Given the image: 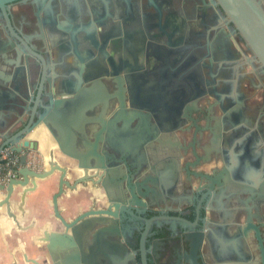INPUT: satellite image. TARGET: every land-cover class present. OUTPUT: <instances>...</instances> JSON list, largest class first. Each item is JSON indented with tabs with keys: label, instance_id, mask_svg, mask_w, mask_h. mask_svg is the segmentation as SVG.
<instances>
[{
	"label": "flooded vegetation",
	"instance_id": "1",
	"mask_svg": "<svg viewBox=\"0 0 264 264\" xmlns=\"http://www.w3.org/2000/svg\"><path fill=\"white\" fill-rule=\"evenodd\" d=\"M182 1L187 0H15L0 6V81L2 91L15 96L14 103L3 106L0 120L3 128L0 138V264H264L260 242L254 232L247 239L238 234L245 225V199L250 195V189L243 188L248 184L234 175L232 154L229 156L228 153L226 157V177L217 178L224 166V150L231 151V134L224 130L203 133V137L214 140L213 145L220 146L217 155L213 147L209 149V152L213 150L210 154L203 153L197 141L189 145L190 140L180 134L178 147L187 148L190 155L173 162L175 174L171 190L162 188L160 180L157 186L148 180L153 174L151 166L164 163V155L153 154L147 142L139 151L140 169L132 167L109 145L104 130V141L98 149L100 157L98 161L93 160L102 169L97 176L90 170L84 184L76 190L67 189V194L58 199L59 213L66 219L68 227L56 216L52 206L57 176L35 178L33 183L22 184V155L28 153L26 166L40 171L44 168L43 153L47 154L54 144L47 127L55 130L53 121L48 119L47 125L42 124L44 132L38 130L42 119L40 103L34 107L37 99L34 84L40 66L45 70L46 84L68 82L73 85L81 79L83 93L100 101L98 106L85 113L87 123L78 143L82 150L88 140H94L96 131L101 132L106 123L109 127L116 114L129 116L138 109L134 96L147 95L164 87L172 91L180 103L189 98L190 106L198 105L192 92L204 73L203 61L207 64V57L201 58L196 51L185 55L180 48L176 54L180 59L174 69L165 61L137 64L131 54L121 61L117 44H104L106 32L111 35L122 32L130 39L135 38L137 30L144 26V17L147 24L153 22L149 18L155 6L163 8L164 13L169 12L176 24L187 28L184 45L199 47L202 43L205 48L214 50L218 36L226 41L229 45L226 54L243 65L242 83L248 94L252 96L254 90L261 91L264 105L261 64L254 59L233 25L227 23L217 2L188 0L196 5L194 16L188 17ZM215 25L220 26L216 31ZM16 49L21 52L20 77L28 75L32 85L25 102L20 97V83L16 89L11 84L6 85L13 79L10 62L16 59ZM34 49L41 58L31 52ZM244 68H250V71ZM173 75L176 78L170 83L168 78ZM46 99L43 97L42 102ZM122 99L125 108H121ZM141 106L146 110L148 122L152 111L156 120L164 123L166 107L152 110L147 104ZM259 115L262 117L251 124L247 135L238 134V147L245 153L254 154L252 158L245 154V158L257 159L261 167L264 161V107ZM153 116L151 121H154ZM198 125L201 126L189 121L179 129L189 127L191 134L197 131L199 138ZM112 126L117 135L115 128L122 125L116 122ZM39 132L45 139L37 137ZM25 140L38 142L39 147L25 146ZM17 146H24V150H16ZM6 148L19 154L18 164L6 165L3 156ZM57 153L66 159L62 165L72 167L76 164L60 150L56 151V157ZM104 169L109 170L107 181H104ZM257 174L253 179L256 182L252 188L254 192L260 191L259 186L264 181V172ZM142 182L146 187L139 186ZM126 186L133 191L132 196L128 195L138 205V211L129 207L130 213L123 215L121 191ZM154 191L160 196L157 193L154 196ZM33 195H36L34 205ZM252 215L264 237V205L255 204ZM54 231H66L72 242L65 248L59 247L50 236ZM194 248L199 249L198 252H194ZM70 255L75 256V262L70 260Z\"/></svg>",
	"mask_w": 264,
	"mask_h": 264
},
{
	"label": "water",
	"instance_id": "2",
	"mask_svg": "<svg viewBox=\"0 0 264 264\" xmlns=\"http://www.w3.org/2000/svg\"><path fill=\"white\" fill-rule=\"evenodd\" d=\"M12 1L15 0H0V6L3 7ZM215 1L224 13L227 23L232 24L234 31L241 35L242 39L245 41L246 47L252 51L254 59L261 64L264 71V0ZM182 4V8H184L186 14H188L187 16H194L196 9L195 3L193 4L187 0L182 1ZM144 19V26L137 30L138 35L135 38L130 39L122 32L113 35L106 32L104 44L107 46L110 42H115L117 44L116 51L121 61H124L131 54L132 59H134L137 64L144 63L145 61L149 63L165 61L167 65H171L174 69L178 66V59H180V57H177L176 54L179 53L180 48L184 51L185 55L192 51H196L202 55L201 58L207 57L208 63L205 64L203 61V68L205 67L204 73L201 75L197 88L192 92L193 97L198 101V105L196 107L190 106L189 98H185L180 103L173 95V92L168 88L157 87V91L152 90L148 92L147 95L141 94L136 97L134 96L133 98L136 99L138 109L130 112L129 116H122L121 113L116 114L114 121H110L109 127L106 126V123L101 132L99 130L96 131L94 140H88L85 144V149L82 150L79 149L78 143L81 137L80 135L84 132V125L87 123L85 113L87 110L98 106L100 101L93 96L83 93L81 79L74 82L73 85H70L68 82L54 85L52 83L46 84L45 70L40 66L36 72L38 80L34 84V88L37 90V99L34 107H37L38 103H40V119H42L40 126H38V130L45 129L42 127V124L48 122V119L53 121L55 123V130L47 125V123L46 125L54 139V144L49 147L47 154L43 153L44 168L40 171L31 170L26 166L28 153L22 155V164H24L20 170L23 176L22 184L26 185L31 181L33 183L35 178L47 179L51 176H57V191L53 195L52 206L56 212V216L68 227L69 225L66 219L59 213L58 199L62 195L67 194V189L76 190L80 185L84 184L86 174L90 170L97 176L99 170L102 169V167H100L97 162L94 163L93 160L98 161L97 159L100 157L98 149L100 142L104 141V130L107 131L106 139L109 145L113 146L121 155L122 160L125 158L132 167L136 166L140 169L138 158L139 151L147 142L151 146L153 154L157 156L164 155L166 158L164 163L158 164L157 167L156 165L151 166L153 174L148 180H150L154 186H157L160 180L162 188L167 190L173 188L175 174L173 162H177L179 157H188L190 155L187 148L178 147L180 134L181 137L186 136L188 140H190L189 145H193V143L197 141L203 149V153L210 154L213 150L209 152V149L213 147L215 151L217 150V155L220 153V146L213 145L214 140L212 138L208 139V137H203V133L209 130L211 132L216 129L224 130V132L226 131L231 134V151L227 152L224 150V161H222L224 166L222 165L223 167L218 172L217 178L223 179L226 177V157L228 153L229 156L232 154L233 165L236 169L234 175H238L237 177L241 179V181L248 184V187L244 185L243 188L250 189V195L245 199V203L247 204L245 225L243 228L241 227L242 229H240L238 234L239 237L247 239L250 237L251 233L254 232L255 237L260 242L261 255L264 261V237L260 227L254 222L252 215V209L255 204L264 205V181L259 186V192H254L252 190L254 185H256L253 179L258 176L257 173L264 172V161L262 162L263 165L260 167L257 159H250L254 154L250 151L245 153L244 150H240L238 147L240 142V135L238 134L246 133L247 135L251 130V122L248 115L250 108L248 105L243 106L241 102H236L235 97V90L242 86L243 65L240 60L234 59L226 54V49H228L229 45L226 41L221 40L219 36L217 44L215 43L214 50L205 48L202 43H200L199 47L195 44L193 47L191 44L184 45L186 36L184 31H186L187 28L185 26L182 27L180 24H176L173 18L170 17V13H164L161 7L155 6L154 12L150 14L149 19L153 22L148 20L149 24H147V19L145 17ZM219 28L220 26L218 25L213 26L215 31ZM31 52L41 58V55L36 49ZM20 57L21 52L16 49V59L10 62L13 68V79L10 83H6V85L11 84L12 88L16 89L20 83V85H22L20 97L21 100L25 102L32 85L28 75H26L25 78L20 77ZM175 78V75L169 76L168 81L172 83ZM1 85L2 83L0 81V120L3 116V106L10 102L14 103L15 100V96H12L11 92L8 96L4 90L2 91ZM48 88L50 89L48 90ZM43 97H47L45 103L42 102ZM141 104H147L152 110L161 106L166 107L168 112L164 116V123L156 120L152 111L151 115L155 122L151 121V115L148 116V122L146 113L144 112L146 110ZM121 108H125L124 99L121 100ZM257 117L256 120L259 121L262 115ZM189 121L201 124V126L198 125L200 128L199 138L196 136L197 131L191 134L189 127L179 129L180 126ZM116 122L117 124L120 123L122 126L120 128H115L117 135H114L112 124ZM133 122L135 124L132 125ZM2 129L0 123V138H2L3 134ZM177 133H179V135ZM23 145L35 149L39 147L38 142L30 140H25ZM23 147L17 146L16 150L22 151L24 150ZM58 150L74 159L76 164L72 167L62 165L56 157V151ZM193 153L198 156L197 152ZM245 154L250 155V158H245ZM107 171L109 170H103V174L105 175L104 181H107L108 178ZM111 177L113 180V175ZM30 178H32V180H30ZM119 183L121 182L117 184ZM139 186L146 187L143 182L139 184ZM119 187L120 189L122 188L121 185ZM235 187L238 188V185L236 184ZM156 193L157 192L154 191V196H156ZM128 194L131 196L133 195L130 186H126V188L121 191V213L123 215L126 212L130 213L129 207H134L132 209L138 211V205L134 203ZM141 194L144 195L143 193ZM157 195L160 196V193H157ZM134 198H136L135 194ZM66 231H54L50 235L61 248H65L67 243L72 242L71 235L67 234ZM194 250V252H198L199 249L194 248ZM69 258L72 262H75V256L70 255ZM76 260H78L77 256ZM123 260L124 259H122V261ZM122 264L127 263L124 262Z\"/></svg>",
	"mask_w": 264,
	"mask_h": 264
},
{
	"label": "crops",
	"instance_id": "3",
	"mask_svg": "<svg viewBox=\"0 0 264 264\" xmlns=\"http://www.w3.org/2000/svg\"><path fill=\"white\" fill-rule=\"evenodd\" d=\"M246 71H250V68H244ZM242 86L239 89L235 90V97H236V102H241L243 106H247L250 108L249 110V119L251 124H254L257 120V116H259V113L263 111L264 105H262V98H261V91H256L254 90L253 95H249L247 92V87L246 85L244 86V82L241 84ZM219 87V86H217ZM240 104V103H239ZM261 105V108H260ZM251 109H253L251 111ZM57 158L59 159L60 162L65 163L66 159L62 157L61 155H58L57 153ZM56 177V176H55ZM57 180V179H56ZM36 200V195L32 196V205H34Z\"/></svg>",
	"mask_w": 264,
	"mask_h": 264
},
{
	"label": "built area",
	"instance_id": "4",
	"mask_svg": "<svg viewBox=\"0 0 264 264\" xmlns=\"http://www.w3.org/2000/svg\"><path fill=\"white\" fill-rule=\"evenodd\" d=\"M3 156L6 161V165H16L19 163L20 156L15 154L10 148H6L3 152Z\"/></svg>",
	"mask_w": 264,
	"mask_h": 264
},
{
	"label": "bare ground",
	"instance_id": "5",
	"mask_svg": "<svg viewBox=\"0 0 264 264\" xmlns=\"http://www.w3.org/2000/svg\"><path fill=\"white\" fill-rule=\"evenodd\" d=\"M43 131V129H41ZM41 132V131H40ZM37 135L38 138L45 139L44 134L40 133ZM44 132V131H43ZM47 133V132H45ZM46 135V134H45ZM49 136V135H48Z\"/></svg>",
	"mask_w": 264,
	"mask_h": 264
}]
</instances>
